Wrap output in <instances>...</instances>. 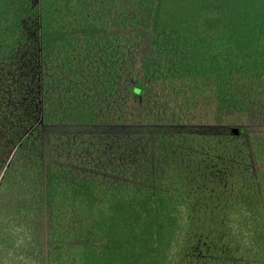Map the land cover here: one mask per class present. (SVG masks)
Returning <instances> with one entry per match:
<instances>
[{
	"label": "trees",
	"instance_id": "16d2710c",
	"mask_svg": "<svg viewBox=\"0 0 264 264\" xmlns=\"http://www.w3.org/2000/svg\"><path fill=\"white\" fill-rule=\"evenodd\" d=\"M263 126L264 0H0V264H264Z\"/></svg>",
	"mask_w": 264,
	"mask_h": 264
},
{
	"label": "rangeland",
	"instance_id": "374dc122",
	"mask_svg": "<svg viewBox=\"0 0 264 264\" xmlns=\"http://www.w3.org/2000/svg\"><path fill=\"white\" fill-rule=\"evenodd\" d=\"M34 70L31 69V74ZM155 90H158L157 88ZM163 90L159 89L158 93L163 94ZM166 96V94H165ZM169 97V95L167 94ZM205 105L198 102L196 110H190V114L198 113L199 111L205 110ZM234 123L232 120H229ZM240 122H235L234 124H229V126L224 127L232 133V129L237 127L239 130ZM264 129V126L262 127ZM131 128L127 125H69V126H54L49 128L46 132V143H45V153L46 157L50 160L53 155H63L64 148L63 143L66 141H85L92 139H100L105 142V140L114 141L119 137H123L129 134ZM105 147V146H104ZM55 153V154H54Z\"/></svg>",
	"mask_w": 264,
	"mask_h": 264
},
{
	"label": "water",
	"instance_id": "95a60500",
	"mask_svg": "<svg viewBox=\"0 0 264 264\" xmlns=\"http://www.w3.org/2000/svg\"><path fill=\"white\" fill-rule=\"evenodd\" d=\"M232 133H233L234 135H237V134L239 133L238 128H237V127H234V128L232 129Z\"/></svg>",
	"mask_w": 264,
	"mask_h": 264
}]
</instances>
